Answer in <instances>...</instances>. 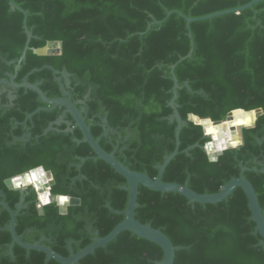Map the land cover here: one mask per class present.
Masks as SVG:
<instances>
[{
    "label": "trees",
    "instance_id": "1",
    "mask_svg": "<svg viewBox=\"0 0 264 264\" xmlns=\"http://www.w3.org/2000/svg\"><path fill=\"white\" fill-rule=\"evenodd\" d=\"M12 1L26 16L12 10L9 0H0V80L8 81L15 74L27 42L26 24L33 37L15 83L39 84L49 99H57L61 92L54 71L65 70L70 75L71 100L85 102L77 108L84 109L85 122L100 148L114 152L131 171L155 179L157 166L175 148L176 123L168 121L175 77L180 86L175 103L187 125L179 136V153L162 181L188 182L198 194H214L238 177L243 166L248 170L244 178L254 187L264 213V1L240 13L189 25L187 19L237 9L252 0ZM49 42L62 44L60 55L35 54ZM191 42V58L178 63L190 53ZM5 89L0 95V191L15 210L21 194L9 191L4 181L41 164L50 169L55 177L51 194L77 198L80 206L61 215L56 204H48L40 216L36 192L28 187L25 208L16 217V233L28 244L44 238L47 247L69 257V243L78 253L91 244L94 232L104 237L123 220L115 212L126 207L127 181L81 142V132L73 129L72 117L64 108L41 111L24 124L27 115L49 106L35 92ZM9 91L15 96L12 103ZM237 108L260 110L262 115L253 128L243 129L242 146L224 151L217 162L210 163L204 146L211 139L188 116L224 121ZM60 117L65 122L44 135ZM105 119V128L110 129L106 136ZM67 123L72 124V132H66ZM14 139L20 141L11 144ZM137 203V221L159 229L175 247L183 248L175 252L174 264H264L261 237L239 188L222 203L200 205L139 186ZM9 220L0 207V264H44L43 253H27L17 245L14 256L9 255L12 238L4 229ZM162 260L157 245L124 232L79 264H157ZM48 264L58 263L50 260Z\"/></svg>",
    "mask_w": 264,
    "mask_h": 264
},
{
    "label": "water",
    "instance_id": "2",
    "mask_svg": "<svg viewBox=\"0 0 264 264\" xmlns=\"http://www.w3.org/2000/svg\"><path fill=\"white\" fill-rule=\"evenodd\" d=\"M264 0H252L250 3L237 8V9H232V10H227V11H222L218 13L211 14L209 16L193 20V19H187V25L194 21H204V20H210L216 17H220L223 15L227 14H232V13H240L246 9L252 8L255 4L262 2ZM10 2V7L12 10H18L23 13V15L26 16V13L17 7V5L12 1L9 0ZM171 15V13H168V16ZM182 16L181 14H179ZM159 25L160 22H157ZM25 28V33L27 36V42L24 46V49L22 51V54L16 63L15 67V74L14 75H9V80H0V86L3 87V90L0 91V95L6 91L5 87H12L14 89H24V90H29L32 92H35L40 100L49 108H38L35 112L32 114L27 115L26 120L24 124L28 120H31L32 117L44 110H53L55 108H64L65 113L69 114L72 117L73 123H74V128H77L83 137V140L81 142H84L88 144L92 150V152L95 155V158L98 160L103 161L105 164H107L109 167H111L117 174H119L121 177H123L127 181V186L124 188L125 191L128 193V200L125 209L122 212H115L119 215L123 216V220L106 236L104 237H99L98 232H94L92 235L94 238L92 239L91 244H89L87 247L83 248L80 250L78 253H74L72 250L70 251V256L69 257H62L55 253L52 249L47 247L44 242L45 239H41L35 244H28L24 243L21 239L20 236L17 235L16 233V217L18 213L23 210L25 207L23 205L24 199H25V191L28 187H30L32 190L36 192L37 195V205L39 204L38 200V191L43 192L45 190L51 189V187L54 185V180H50L48 184H44L42 187H40L38 190L34 189L32 185H29L26 189L21 188V189H15L11 183V179H7L4 181L5 187L9 191L17 190L21 194V198L19 203L16 205L15 210H12L8 204L4 200V195L0 191V207L4 209L9 217V223L5 226V230H8L11 234L12 242L10 245H8V253L11 257L14 256L13 254V248L15 245L21 247L27 253L33 251V252H40L43 253L46 258L44 261V264H48L50 260H54L58 264H79V262L86 258L89 255H93L96 250L100 248L106 247L109 243L114 241L120 234L124 232H131L133 235L137 236L138 238L144 239L146 241H149L155 245H157L163 252V260L161 262H158L157 264H174V258H175V252L179 251L183 248L181 247H175L170 239L163 234L159 229H154L149 225H145L140 223L139 221L136 220V215L135 211L138 208V203H137V197H138V190L139 186H142L150 191L162 193V194H177L183 198H185L189 203L191 204H200V205H214V204H219L224 201H226L233 193L234 191L239 188L241 189L246 197L247 200V206L251 215V220L255 224V232L259 234L261 237V241L259 245L264 248V213L263 210L260 206L256 191L252 184L244 178V173L248 171L246 168L243 166L240 167V173L239 176L236 178H232L230 181H228L217 193L214 194H198L191 190L188 187V182L185 184H177V183H166L162 181L163 174L167 168V166L170 164V162L178 155L179 153V136L181 133V130L183 127L187 125L185 121L182 120L178 113V106L175 103L177 99V91L180 89V86L177 83V80L175 77H173V82L174 86L172 88V94L173 97L169 103V107L172 110V115L168 118V121L170 123H176V130H175V148L174 151L170 155H166L164 157V161L161 165L157 166L158 174L155 179H151L147 174L145 173H140V172H134L125 167L122 163H120L114 155V152L112 153H106L104 150H102L99 146V139H94L92 136L89 127L87 126L85 119L83 117L84 109H78L77 105H85V102H79V103H74L71 100L70 93L68 89L70 88V75L65 71H54V74L57 76L55 78V81L58 83L60 92H61V97L57 99H49L46 94L39 88V84H30L26 80L23 81L22 84H16L15 79H16V74L19 71L22 62L25 60V55L27 50L29 49V42L32 39V33L27 29L26 24H24ZM189 37L191 35L189 34ZM192 49L190 53L185 57L182 58L178 63L184 61L187 58H191L192 52H193V42H191ZM62 50V44L60 42H49L46 44L45 47L41 49L35 50V54L39 56H47V55H60ZM14 63V62H13ZM176 65L171 66V74L173 75L174 69ZM50 68V67H49ZM174 76V75H173ZM184 86L188 89L189 92H192L191 89L188 87V83H184ZM197 94L202 95L204 94L203 91L197 92ZM8 98L10 102L15 99V96L13 94V91L8 92ZM88 98V96L86 97ZM250 111H245L242 115L248 114ZM234 112L231 111L228 113L224 121H215L213 122V126L218 128V137L222 139H227V135L231 134L233 138H236L237 136L239 139H241V143L237 145L235 148L229 147L228 149H237L240 146L243 145V129H249L253 127H246L244 125H233L231 122L234 120ZM262 115V112L260 110L255 111V122L256 120ZM197 117V116H196ZM200 118V117H199ZM204 118L207 117H201L200 119L203 120ZM188 121L192 122L196 125H199L203 128L204 130V135L205 132L208 128V125L201 124L200 121L194 120L193 115L188 116ZM64 118L60 117L58 118L57 121L54 123H51L49 127L45 130L44 135L48 134L49 132L55 130V126H60L62 123H64ZM230 125L227 128V132L224 131L225 125ZM68 128L66 132H72L73 129H71V123H67ZM103 126H104V136L110 132V129L105 128L107 126V120H103ZM29 137V135H26L24 138L21 140H25V138ZM205 137H209L212 140L211 135H205ZM16 141H20L17 139H14L13 143ZM218 141H213V143H216ZM208 144V143H207ZM195 145L194 147H196ZM227 149V150H228ZM205 150V147H204ZM206 151V150H205ZM222 153H208V157L211 155H216L217 157L221 156ZM85 159L82 160L84 162ZM264 172V170H262ZM57 197L56 195H52L50 192L49 199L52 201L50 204H56L59 210V213L61 215H66L68 208L70 207H78L81 204V201L77 198H72L70 197V201L63 205L60 206L57 203ZM46 206V205H45ZM38 207V213L40 216L44 215V207Z\"/></svg>",
    "mask_w": 264,
    "mask_h": 264
},
{
    "label": "clouds",
    "instance_id": "3",
    "mask_svg": "<svg viewBox=\"0 0 264 264\" xmlns=\"http://www.w3.org/2000/svg\"><path fill=\"white\" fill-rule=\"evenodd\" d=\"M255 109L250 110L248 114L242 115L241 118L234 119L231 123L233 125H244L246 127H253L255 123ZM234 113H244L245 110L241 108L233 109ZM193 119L200 121L201 124H207L208 128L205 132V135H211L212 140L209 141L208 144H206L205 150L206 155L208 153H222L226 151L229 147L235 148L237 145H239L242 141L237 136L236 138H233L231 134L227 135V139L219 138L216 133L218 132V128L213 126V120L211 117L204 118L201 120L199 117H196L194 114ZM213 141H218L216 143H213ZM218 157L216 155H211L209 157L210 163L217 162ZM55 177L53 174H51L50 169H45L44 166L38 165L35 168H31L26 172L17 174L13 177H11V183L15 189H26L29 185H32L34 189H39L44 184H48L50 180H54ZM50 196V189L45 190L43 192L38 191V200L39 204L38 207H43L45 205H48L52 203V201L49 199ZM70 201V197L68 195H58L57 197V203L60 206H63L67 204Z\"/></svg>",
    "mask_w": 264,
    "mask_h": 264
},
{
    "label": "bare ground",
    "instance_id": "4",
    "mask_svg": "<svg viewBox=\"0 0 264 264\" xmlns=\"http://www.w3.org/2000/svg\"><path fill=\"white\" fill-rule=\"evenodd\" d=\"M242 117V114L241 113H235L234 114V119H237V118H241ZM226 127H224V131L225 132H227V128H228V126H230V125H225ZM217 135H218V133H216Z\"/></svg>",
    "mask_w": 264,
    "mask_h": 264
},
{
    "label": "flooded vegetation",
    "instance_id": "5",
    "mask_svg": "<svg viewBox=\"0 0 264 264\" xmlns=\"http://www.w3.org/2000/svg\"><path fill=\"white\" fill-rule=\"evenodd\" d=\"M66 114V113H65ZM68 249H69V251H71L72 249H71V244L69 243L68 244Z\"/></svg>",
    "mask_w": 264,
    "mask_h": 264
}]
</instances>
